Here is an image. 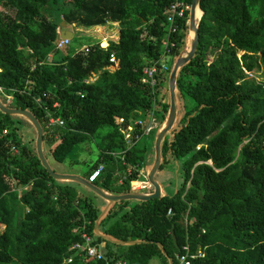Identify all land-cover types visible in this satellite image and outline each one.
Returning <instances> with one entry per match:
<instances>
[{"label": "trees", "instance_id": "trees-1", "mask_svg": "<svg viewBox=\"0 0 264 264\" xmlns=\"http://www.w3.org/2000/svg\"><path fill=\"white\" fill-rule=\"evenodd\" d=\"M174 1L0 0V10L14 12L0 13V86L14 91L9 107L39 119L55 161L64 163L78 144L96 137L97 165L117 160L124 171L128 167L111 155L126 148L117 118L128 125L156 105L163 127L170 76L159 77L156 91L143 79L144 69L163 55L166 12ZM200 8L198 51L178 74V117L162 142L159 169L186 158L185 181L173 196L117 202L100 224L118 240L146 242L120 245L96 235L100 206L54 179L39 159L36 130L34 149L13 116L0 110V264H169L187 244L205 250L192 264H264V80L255 78L264 70V0H201ZM189 18L181 22L175 63L190 48ZM63 23L94 32L117 23L120 30L107 48L97 40L88 53L62 57L56 42ZM51 54L55 62H48ZM49 116L64 120V127L49 129ZM14 145L20 155L12 153ZM139 145L127 154L132 166L142 162L146 146ZM108 170L99 187L134 193L130 181L138 172L121 185L117 168ZM78 230L102 247L104 260L70 251L83 242Z\"/></svg>", "mask_w": 264, "mask_h": 264}, {"label": "built area", "instance_id": "built-area-1", "mask_svg": "<svg viewBox=\"0 0 264 264\" xmlns=\"http://www.w3.org/2000/svg\"><path fill=\"white\" fill-rule=\"evenodd\" d=\"M192 9V3L184 1V0H175L169 6L166 12V21H167V32L164 37L163 44V55L160 60L153 62L149 66L144 69V83L150 85L154 91H156V87L159 85V77L162 75H166L170 71V67L167 65L165 61L168 57H174V51L180 46V42L178 41V35L181 30V22L190 14ZM59 33H61L59 31ZM103 42V41H102ZM71 39H63L58 38L56 42V49L59 51L65 50L67 47L71 45ZM109 46V44H108ZM104 47L103 43H101V47ZM91 49V46H84L79 52L88 53ZM53 54L49 55L48 62H52ZM116 59L115 55H111V62H114ZM35 66L33 67V70ZM251 77L253 74L249 73ZM13 90H8L3 86H0V98L5 99L6 105L13 104L14 102V94ZM36 102L40 104V98H35ZM4 102V101H3ZM41 105V104H40ZM55 106H58L56 104ZM156 105H154V109L148 115L147 118L134 120L130 124L125 125V119L117 118V124L120 126V130L124 135L126 141V148L120 152H113L111 155L116 159H121L123 165L127 166V170L124 173L123 177L120 180V184L123 185L128 178L133 174V172H138L139 177L143 179L139 180H131L130 187L133 192L138 191H154V187L148 179V170L144 167L143 163L140 165L132 166L127 161V154L130 150H132L135 146H137L144 137L149 136L153 133L154 130L159 129L161 127V122L159 121V117L156 113ZM65 122L61 118H55L49 116L47 121V126L49 129H56L58 127H64ZM4 134H8V130L4 131ZM12 153L16 155H20L21 150L19 147L14 145L12 147ZM106 171V164L104 162L99 163L96 167L91 171L88 175V181L92 184L97 185L103 184L105 181L104 173ZM153 193V192H152ZM151 194V193H150ZM172 214V210L169 211V215ZM1 228V227H0ZM82 233L83 242L76 243L70 248V251H76L82 253L86 258H94L97 261L104 260V251L101 246L94 244V239L83 230H78V232ZM205 232V231H204ZM205 257V250L199 249L197 251H193L191 246L187 244L184 246L182 253L177 254L176 262L173 264H192L193 260L198 258ZM73 258H67L66 263H71ZM87 264V263H86ZM113 264H139V263H130L124 260H118Z\"/></svg>", "mask_w": 264, "mask_h": 264}, {"label": "rangeland", "instance_id": "rangeland-1", "mask_svg": "<svg viewBox=\"0 0 264 264\" xmlns=\"http://www.w3.org/2000/svg\"><path fill=\"white\" fill-rule=\"evenodd\" d=\"M0 13L11 17L14 15V12L8 9H2L0 10ZM45 16L50 18L49 15L46 13ZM63 28L64 27H61L59 31ZM65 28L73 33V38L71 39L72 41L71 45L67 47L65 50L60 51L62 57L72 56L75 52H79V50L82 49L84 46L95 43L97 40H101L104 42V40L106 41V38L108 40L112 39L113 41H117L118 39V32L114 30L115 32L110 33L109 32L110 29H106V26L102 28H98V31L96 29L95 32L92 29L77 28L76 26H68ZM58 34L60 35L61 33ZM54 57L55 56L53 55L52 62L55 59ZM164 62H166L169 67H172L173 64L175 63V59L174 57L170 56L166 58ZM170 74L167 73L166 75L170 76ZM255 78H257L259 82H262L264 80V70H261L260 72H256ZM167 85H168L167 83L164 84V87H166ZM2 100L6 102L3 96H2ZM179 100L181 103V99ZM188 103L191 104L190 102ZM13 106H15V104ZM158 117H159V121L162 122V117L161 116ZM11 121L16 125V127H18V133L20 134V136L24 134L25 135L31 134L32 138L36 136L35 129L29 119L23 116H13L11 118ZM160 130L161 129H156L153 131L151 135L144 137L139 145V147L143 146L144 144L147 145L146 150L141 152L143 156L141 163H143L144 167L148 170V173L150 172L156 161V140L158 134L160 133ZM9 132H11V130H8V133ZM104 134L105 131L103 132V135ZM30 141L28 142L26 141V142L28 143L29 146H32L35 149V147L33 146L35 143L31 141L30 144ZM43 147H44V152L47 154L51 166L54 168V170L57 173L68 174V175L76 174L78 176H82L85 178H88V175L92 170V168L96 167L101 151L99 146V139H97L96 137L91 138L85 141L84 143L78 144L74 148V150L68 155L66 161L64 163H60L55 161L54 158L51 156L49 151V145L46 142L44 143ZM185 161L186 158H181L176 161H172L167 166H164L163 169L157 172L156 179L162 184V187L165 192L164 195L173 196L181 189L186 178V170L184 167ZM140 179H143V177ZM62 183H65V181ZM70 183L78 190L80 195L91 198L97 205L104 203V200H102L93 191L83 186L82 184L77 182H70ZM101 188L104 189L103 186ZM22 193H23V189H20L19 194L21 195ZM142 193H146V192H142ZM0 229L3 228L1 227ZM156 262L157 260H155L153 264H157Z\"/></svg>", "mask_w": 264, "mask_h": 264}, {"label": "water", "instance_id": "water-1", "mask_svg": "<svg viewBox=\"0 0 264 264\" xmlns=\"http://www.w3.org/2000/svg\"><path fill=\"white\" fill-rule=\"evenodd\" d=\"M200 1L201 0H193L192 3V9L190 12V48L189 50L185 51V53L180 56L175 65L174 68L170 74L169 79V89H170V96H171V108L169 115L167 117L166 122L164 123L163 127L160 130V133L158 134L157 140H156V161L150 172L148 173V179L151 182V184L154 187L153 193H131V194H115L112 192L107 191L106 189H103L99 187L98 185L92 184L88 181L87 178L78 176V175H68V174H61L57 173L49 163L48 159L46 158L45 152H44V128L39 121V119L29 110H23V109H17V108H11L8 105H6L3 100L0 98V110L3 113L12 115V116H23L27 119H29L33 125V127L36 130L37 133V152L39 159L41 160V163L43 167L49 172V174L56 180L62 181V182H77L82 184L83 186L87 187L91 191H93L98 197H100L102 200L107 202L106 208L102 211L101 215L99 216L94 231L95 234L105 238L108 241H111L116 244L120 245H135L140 244L146 241H121L116 238H113L112 236H109L108 234L104 233L102 230H100V224L104 220V218L108 215V213L112 210L114 205L117 202L125 201V200H151V199H160L163 197V187L162 184L156 179V174L159 171L161 164H162V142L169 133L177 121L178 117V100H177V79L179 71L182 67L187 65L196 55L198 51V45H199V24L200 20L203 16V11L200 8ZM199 9L202 13L200 17H197L196 11ZM63 27H66V23L62 24ZM58 38L63 39H72L73 33L70 31H61V34L58 36ZM163 249V246L160 245ZM174 260L173 258H169V264H173Z\"/></svg>", "mask_w": 264, "mask_h": 264}, {"label": "crops", "instance_id": "crops-1", "mask_svg": "<svg viewBox=\"0 0 264 264\" xmlns=\"http://www.w3.org/2000/svg\"><path fill=\"white\" fill-rule=\"evenodd\" d=\"M113 28H112V27ZM64 29V28H63ZM63 29H61L60 30V32L61 31H64V30H66V31H68L66 28L63 30ZM106 29H110L109 30V32L111 33V32H115V31H117V32H119V30H120V26H119V24H117V23H108V24H106ZM115 30V31H114ZM190 40H191V37H190ZM106 41H107V43L109 44V40L106 38ZM22 139L24 140V142L26 143V144H28L27 142L28 141H30L31 139H32V137H31V134H24V135H22ZM27 141V142H26ZM144 146H146L147 147V145L146 144H144L143 145V147ZM108 169L110 168V170H112V169H114V168H117V171H118V173H117V176H119V177H123V175H124V173L126 172V170H120V168H119V165H118V162H117V160L116 161H111L110 163H108V165L106 166ZM110 170H108V172H106V175H108L109 174V172H110ZM72 175H76V174H72ZM121 180V179H120ZM138 180L140 181L141 179H140V177L138 178ZM119 184H120V181H119ZM108 191V190H107ZM110 192V191H109ZM142 192H148V191H138V193H142ZM150 193H152V192H154V191H149ZM135 193V192H134ZM164 189H163V195H164ZM100 206V208H101V211H103L105 208H106V206H107V202H105L104 201V203H102V204H100L99 205Z\"/></svg>", "mask_w": 264, "mask_h": 264}, {"label": "bare ground", "instance_id": "bare-ground-1", "mask_svg": "<svg viewBox=\"0 0 264 264\" xmlns=\"http://www.w3.org/2000/svg\"><path fill=\"white\" fill-rule=\"evenodd\" d=\"M196 15H197V17H200L202 15V13H201V11L199 9H197ZM103 45L107 46V44H103Z\"/></svg>", "mask_w": 264, "mask_h": 264}]
</instances>
